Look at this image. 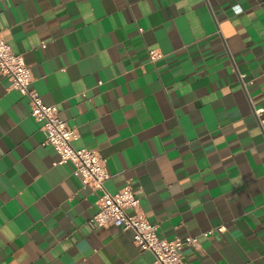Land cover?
<instances>
[{
  "label": "crops",
  "instance_id": "1",
  "mask_svg": "<svg viewBox=\"0 0 264 264\" xmlns=\"http://www.w3.org/2000/svg\"><path fill=\"white\" fill-rule=\"evenodd\" d=\"M0 31L105 188L198 238L187 264H264V0H0ZM45 140L0 75V264H153L132 230L89 224L98 192Z\"/></svg>",
  "mask_w": 264,
  "mask_h": 264
},
{
  "label": "built area",
  "instance_id": "2",
  "mask_svg": "<svg viewBox=\"0 0 264 264\" xmlns=\"http://www.w3.org/2000/svg\"><path fill=\"white\" fill-rule=\"evenodd\" d=\"M163 52L150 49L149 57L156 60ZM0 75L6 76L10 85L29 99L30 114L46 134L45 142L51 144L59 154L57 163L72 162L75 171L83 177L84 183L98 192L97 211L89 219L92 227L117 226L133 231V241L141 250L154 254L153 264H187L184 259L186 246H197L196 236L161 237L158 225L152 223L142 209L140 198L131 184L115 193H110L104 185L110 176L106 158L96 148L76 147L74 141L79 131L67 120L59 116L56 104H47L33 83V72L22 53L14 51L0 31ZM255 113L261 122L264 107H256ZM220 226L219 229H222Z\"/></svg>",
  "mask_w": 264,
  "mask_h": 264
}]
</instances>
